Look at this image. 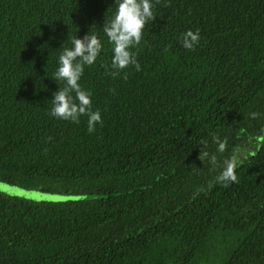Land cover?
I'll return each instance as SVG.
<instances>
[{
	"label": "trees",
	"instance_id": "obj_1",
	"mask_svg": "<svg viewBox=\"0 0 264 264\" xmlns=\"http://www.w3.org/2000/svg\"><path fill=\"white\" fill-rule=\"evenodd\" d=\"M152 5L139 71H117L116 0H0V181L85 196L0 193V264H264V0ZM88 32L102 43L79 81L102 119L91 133L49 115L58 56ZM236 149V182H216Z\"/></svg>",
	"mask_w": 264,
	"mask_h": 264
},
{
	"label": "clouds",
	"instance_id": "obj_2",
	"mask_svg": "<svg viewBox=\"0 0 264 264\" xmlns=\"http://www.w3.org/2000/svg\"><path fill=\"white\" fill-rule=\"evenodd\" d=\"M116 3L114 15L107 25L103 26L104 35L112 46L111 66L119 71L132 65L139 71L140 65L130 48L140 44L145 25L156 17L152 11V0H116ZM89 32L82 39L75 36L71 41V47H65L58 56V66L52 74V79L62 82L63 87H59L52 95L49 115L73 123H79L81 117H86L87 130L91 133L97 125L102 124V119L99 111L92 110L91 95L81 88L79 81L84 66L92 65L96 61L102 43L97 35ZM199 41V31L188 30L181 38V45L191 51ZM259 115L253 111L250 113V118L256 119ZM213 140L218 144V151L223 152L225 143L216 137ZM200 155L208 159L213 166L216 165L215 154L204 151ZM239 163V149H236L234 155L224 161L216 182H236L235 169Z\"/></svg>",
	"mask_w": 264,
	"mask_h": 264
},
{
	"label": "rangeland",
	"instance_id": "obj_3",
	"mask_svg": "<svg viewBox=\"0 0 264 264\" xmlns=\"http://www.w3.org/2000/svg\"><path fill=\"white\" fill-rule=\"evenodd\" d=\"M0 193L11 197H18L33 201H65V200H78L84 195L77 194H64V193H48L38 189L23 188L20 186L4 183L0 181Z\"/></svg>",
	"mask_w": 264,
	"mask_h": 264
}]
</instances>
